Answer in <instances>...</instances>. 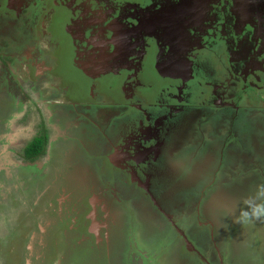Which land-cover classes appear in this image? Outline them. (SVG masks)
Listing matches in <instances>:
<instances>
[{"label":"rangeland","instance_id":"rangeland-1","mask_svg":"<svg viewBox=\"0 0 264 264\" xmlns=\"http://www.w3.org/2000/svg\"><path fill=\"white\" fill-rule=\"evenodd\" d=\"M31 1V5L37 2ZM72 1L64 2L65 7L70 8ZM232 1L246 20L239 21L235 10L230 11L233 26L223 27L221 35L220 31L214 34L225 42L220 51L211 45L205 46L206 51L190 49V37L182 41L184 49L169 45L157 54L153 48L146 74L150 80L143 83L144 87L152 86L150 92L136 86L139 79L127 84L121 79L128 72L125 60L132 46L126 40L129 30L115 18L109 24L103 16L91 13L89 26L82 29L89 46L71 54L69 50L65 56L66 64L74 63L78 72L98 55V75L100 69L111 70L112 61L113 67L124 71L120 75L105 74L93 88L84 86L85 78L80 75L68 73L72 81L68 78L59 60L58 51L65 48L60 43L55 45L58 65L53 66L54 60L37 29V12L29 11L19 21L18 31L10 33L14 44L0 48V264H232L229 257L233 241L241 244L231 245L232 260L264 264V0ZM1 3V16L18 13L17 1ZM153 6V1L144 5L148 15H152ZM173 6L180 14L177 5ZM184 6L186 14L191 11L190 16L192 11L207 13L199 5L180 4L182 10ZM72 8L66 9L65 19L70 18ZM182 17L180 14L179 21ZM249 17H255L256 24ZM180 23L186 26L187 20ZM200 23L207 29V22ZM10 24L0 21V32L8 31ZM161 25L163 33L168 31L165 20ZM64 29L69 30L67 26ZM109 33L117 45L110 48L109 55L115 51L116 56L111 60L108 55L104 60L101 39ZM42 68L45 72L36 79ZM201 83L206 86L204 91L209 88L204 94ZM195 84L201 87L192 90ZM63 86L66 92L61 91L58 98L50 97ZM151 95L152 100L145 101ZM90 106L94 109L92 117L86 111ZM136 106L143 110L141 114L135 112ZM153 106L155 111L160 106L169 109L161 114L149 113ZM105 126H109L106 139L111 141L114 156L124 162L131 157L137 164L133 168L136 176L125 164L115 169L108 166V148L102 135ZM72 127L73 131L68 130ZM42 130L47 136L44 155L23 160L22 147ZM97 166L117 182H105L94 169ZM141 175L154 203L147 196ZM92 178L98 185H109L115 198L109 195L113 201L118 200L114 205L123 206L126 217L136 207L146 211L150 203L153 211L140 212L145 224L133 218L132 225L127 220L125 225L114 211L103 217L105 221L99 219L96 210L89 209L90 200L85 208L78 195L80 184L93 182L95 186ZM73 185L77 190L68 193ZM117 189L121 196L116 195ZM54 190H62V215L74 214L79 217L77 224L68 225L71 221H66L53 228L49 225L54 220L53 212L61 206ZM224 202L230 205V219ZM156 205L165 214L163 219L155 218ZM46 214L50 217L41 227L40 217ZM234 223L242 228L238 240H233ZM194 229H198L199 239L194 236L192 243L203 260L195 258L194 253L186 256L182 248L186 235ZM79 232L85 239L71 241V251L64 237L73 233L78 236ZM249 250L255 256L249 257ZM45 257L50 258L44 262Z\"/></svg>","mask_w":264,"mask_h":264},{"label":"water","instance_id":"water-1","mask_svg":"<svg viewBox=\"0 0 264 264\" xmlns=\"http://www.w3.org/2000/svg\"><path fill=\"white\" fill-rule=\"evenodd\" d=\"M67 1H69V0H66V1L65 0H56V2L54 3L55 5L52 6L53 12L51 14L49 27H50V30L53 31L54 35L59 38L58 43L62 44L61 47H65L63 49L61 48L59 50L60 52L58 51L59 60L61 61L62 69L66 72L67 75H68V73H69V75L72 74L73 76L75 74H77L78 76L79 75L81 76V79L85 78V80H83V82H82L84 84V86H86V87L90 86L92 88L94 86V82H97L101 77H104L105 74L108 75V74H111L110 72H112V74L120 75V71H122V72H124V71L117 66L113 67L114 63L112 61L111 70L107 71V68L100 69L99 73L101 74V76L98 75L97 66H98V62L101 58L100 55L96 56L95 59L92 58L93 57L92 56L89 64L83 65L82 68L80 69V72H78L79 70H77L75 68L74 63L70 64V61H68V65L66 64L67 63L66 60H68V59L65 58V56L69 53V50H70V54H71L72 52H74L75 50H78L82 46H89V43H88L89 38H88V36H86V33H84V34L82 33V31H83L82 29H86L85 26H89L90 22H88L87 20H89L91 13H95L98 16L100 15L101 17L103 16L105 18V21L108 22L109 24L115 18L118 22H121L126 27L127 32L129 30L128 34L126 35V38H127L126 40L128 42H130L132 49H131L130 55L125 60L126 71L128 69V72H126V74L123 73L121 79L124 80V82L126 84L130 83L132 80L135 82L137 79H139L138 84L136 85L138 87L143 86V83L146 84L150 80L149 78H147L146 74H147V71H149V69H150L149 63H151L153 48H155L154 43L149 42L152 45L149 59H148V61H145V63H143V67L141 69L137 68L136 60L134 59V57L137 54V49H138V45H139L138 41L139 40L137 39V37H135L134 31L138 32V31H140V28L136 29L134 27L133 18H136L137 14L140 13L141 10H143L145 12V7H141L142 4L146 5L149 2L153 1L154 6H153V9L151 10L152 11L151 14L155 15L157 20L167 21L166 23H168L169 20L172 19V15H170V13L172 11V5L175 4V5H177V8L179 9L180 14H182L184 16V18L182 17L180 19V21L182 19H185V20H187V24H193L196 27H203L204 29H205V27H204L203 23H200V25H199V22H207L208 23L207 29H208L210 26L209 19H210L211 14H212L211 9L209 8V3H211L212 0H163L164 4L162 6L160 5V0H141V1H138L136 4H133L129 0H124L123 2L115 3L114 6L110 5V3L108 2L109 0H100V1L95 2V3L89 2L92 0H73L72 4L69 5L70 8H72L74 6V8H72L73 9L72 14H71L69 19H65L66 18L65 15L67 13L66 9H70V8L65 7L64 2L66 3ZM180 4H184V5L185 4L191 5L192 4V7L199 5L202 8L203 12L205 11L207 13L206 14L205 13L197 14V13H194L192 11V16H190L191 11L189 10V8H188L189 13L186 14L184 12L185 6H184V9L182 10L180 7ZM232 6H234L233 1H232ZM89 7L92 8V11H90V12L87 11L89 9ZM166 7H168L167 10L164 9ZM112 8L114 9V11H111ZM175 8L176 7L174 6V9ZM237 11L238 10L235 9L238 20L243 18L242 20L245 21L246 17H244L241 12L237 13ZM179 15H178V18H179ZM202 15H203V17H201ZM148 16H151V15H148ZM239 21H241V20H239ZM179 25L185 26L181 23H179ZM64 26H67L69 28V30H65ZM66 32H68V33H66ZM185 37L186 36L181 35L179 37L181 40L179 39L173 43L172 42L167 43L169 41H166V43H164L163 47L167 48L169 45H174L177 48L184 49L182 40H184ZM60 44H59V46H60ZM113 47L114 48L117 47L113 34L109 33L107 36H104V34H103L102 39H101V48L103 51L102 59H104V60L107 59V56L109 55V52H110V48H113ZM163 47H161V48H163ZM73 48H76V49L71 51V49H73ZM161 48H159V49L155 48L157 51V54H159L161 52V50H160ZM109 56H111V60L113 58H115V56H116L115 51L111 52V55H109ZM139 59H140V57H139ZM92 62L95 64H93ZM127 73H128V75H127ZM69 75H68V78H69ZM144 75H145V77H144ZM135 76H137V78ZM139 76L144 77V78H139ZM69 79L72 81L71 78H69ZM134 82H131V83H134ZM138 87H135V89H134L135 93L137 91L136 88H138ZM151 88H152V86L149 87L146 85V87H144V89H142L141 91L143 92L146 89H148V91H149V89H151ZM149 92H144V93H149ZM73 97L75 98V96H73ZM152 98H153V96L151 95V99H149L147 97L146 101L152 100ZM152 108L155 109V106L150 107L151 110H152ZM166 108L167 107H164V106L157 107L156 108L157 113H158V111L160 112V114L164 111L166 112V110H165ZM150 109H149V113H150ZM167 109H169V108H167ZM134 138H136V137H134ZM105 148H108L107 154H109L112 151L111 141L109 142V140H108L106 142ZM107 154L105 156L106 157L105 161L108 163V166H111V169H115L116 166H121V165L124 166L123 164H125V166L129 167L131 169V171L133 172V174L135 175L133 168H136L134 165H137V164L134 161L130 160V159H132L131 157H129V159H126L124 162L123 160H120L118 157L114 156L113 151L110 153V155H107ZM90 173L92 174L94 172L90 171ZM139 177H141L143 179L142 183L145 186V188L147 189V196L150 198V200H153V197H151L152 193L151 194L149 193L150 190H149L148 183L146 184L144 177L142 175ZM92 180H94V182L96 181L95 186L93 185V182H92V184H90V183H88V184L83 183L82 185L80 184V191H79L78 195L81 196V201H83L85 208L87 207L86 201L90 200L89 209H95L96 212L100 215L99 219H104L103 217H106L107 214H109L111 212L113 213L112 209L114 206V202L110 197H108L107 193L104 191V187L101 184L98 185L97 180H95L93 178H92ZM76 188L77 187L73 185L68 189L67 192L70 193L69 191L71 189H72V191H75V190H77ZM55 191L56 190H54V192ZM60 191H62V190H60ZM60 191L55 192L56 193L55 198L57 201L60 202L61 206L57 209L56 212H53V219L54 220H53V223L49 224L52 228L56 227L58 225H62V222H66V221H71V223H67L68 225H73V224L75 225L79 222V217H75L74 214L62 215V212L64 210L63 205H65V204H64V199L59 198V192ZM219 194H221V193H219ZM64 195H66L65 192H64ZM219 197H220V195L217 198H219ZM224 204H225V207H224L225 209L226 208L228 209L230 207V205L228 203L226 204L224 202ZM104 209H105V211H104ZM87 210H85V211H87ZM85 211H83V212H85ZM49 217L47 216V214L45 216H43V218L40 217L39 222L40 223L42 222V223L41 224L39 223V224L41 225V227L43 226V223L46 222L45 219L47 220V218H49ZM104 221H105V219H104ZM71 228L72 227H70V229ZM75 232H77V231H74V233ZM74 233L72 235H68V237H67L68 248H70L71 241L74 242V239L76 237H79L80 239H85L84 234L81 235L79 232L78 236H76V235H74ZM79 245H81V244H79ZM34 248L41 250V248H39L38 246H33L32 249H34ZM73 248H74V246H72L70 248V250L73 251Z\"/></svg>","mask_w":264,"mask_h":264},{"label":"trees","instance_id":"trees-1","mask_svg":"<svg viewBox=\"0 0 264 264\" xmlns=\"http://www.w3.org/2000/svg\"><path fill=\"white\" fill-rule=\"evenodd\" d=\"M98 1L100 0H92L89 2L95 3ZM123 1L124 0H109L108 2L110 3V5L114 6L115 3H119ZM129 1L132 2L133 4H136L138 1H141V0H129ZM51 2H52L51 8L49 9L50 18L53 12L52 6L55 5L54 3L56 2V0H51ZM163 4H164V1L160 0V5L162 6ZM173 5H172V11L170 15H172V19H175L174 20L175 24H172L171 22L172 19L169 20V22L166 23L168 31L164 33L162 32V29H161L162 28L161 21L157 20L155 15L148 16L143 10L140 9L141 12L137 14L136 18H133L134 27L136 29L140 28V31L138 32L134 31L135 37H137V39L139 40L137 54L134 57V59L136 60L137 68L141 69L143 67V63H145V61H148L149 59L151 48H152V45L149 42H153L154 47L156 49H159L164 46V43H166V41H169L167 43H170V42L173 43L179 40L180 39L179 37L183 35L186 37H190L192 39L191 41L188 42V43H191L190 49L200 48L202 51H206L205 46L207 45L214 46L215 49L221 45V36H219V39H216V37H214L216 36L214 35L216 32L220 31V35H221L222 33L221 30L223 27L225 29H229L233 26V22L231 23L229 21L231 19L230 11L235 10V7L232 6L231 0H212V2L209 3V8L211 9L212 14L209 19L210 26L208 29H204L203 27H196L193 24H186V26H180L179 25L180 22L178 18L179 13H177ZM141 7H144V5L142 4ZM167 8L168 7L164 9L167 10ZM111 11H114V9L112 8ZM48 25L50 26V19L48 21ZM182 41L184 42V40ZM185 46L186 44H183V47ZM201 86H199L198 84H195L194 87H191V89L195 90ZM137 89L138 88H136V90ZM204 89L205 88L203 86L201 89V94H204L206 92L204 91ZM136 93L138 92L136 91ZM140 95H142V93H140ZM138 99L142 101V98L138 97ZM135 108H137V111H135L136 113L141 114L143 112V110H140L138 106H136ZM150 112L155 113L157 111H155V109L152 108V110L150 109ZM193 113L197 117L199 116V112H197L195 108L193 109ZM184 128L185 127L183 126L182 130ZM46 143H47V136L45 134V131L42 130L31 141H29L24 147L23 149L24 158H26V160L32 161L40 156H43L45 153V149H46ZM227 190H229V188ZM263 221H264V218H263ZM246 234L248 236V233ZM238 243L241 244L240 242H235V241L232 242V244L236 246H239ZM183 250L184 252L186 251V249H183ZM185 255H187V253Z\"/></svg>","mask_w":264,"mask_h":264},{"label":"flooded vegetation","instance_id":"flooded-vegetation-1","mask_svg":"<svg viewBox=\"0 0 264 264\" xmlns=\"http://www.w3.org/2000/svg\"><path fill=\"white\" fill-rule=\"evenodd\" d=\"M3 0H0V3L2 2ZM15 1H17V5H18V13H15L16 15H14L13 17H11V16H8L7 14L6 15H4V16H1V13H0V21H2V23H4L5 21H7L8 20V23L9 22H11L12 24H10V28H9V30L7 31V30H5V31H2V32H0V48H3V47H10V44H14L13 43V40H11V32L13 31L14 33H16L17 31H18V29L17 28H19L18 27V24H19V21H22L24 18H26L27 16H28V12L30 11V13L31 14H33V13H35V12H37L38 13V23H39V25H38V27H37V29H38V32H39V34H41L42 35V40L44 41V42H46V52L49 54V55H51V58H52V60H54V65L53 66H57L58 64H57V61H58V56H57V53H56V48H57V46H55L58 42H59V38L58 37H56L55 35H54V33H53V31H51L50 30V27H49V25H48V21H49V19H50V14H49V9L51 8V0H37V2H35L33 5H31V3H32V1L31 0H15ZM2 4V3H1ZM249 19L251 20V22H254V24H256V18L254 17V18H252V17H249ZM249 29V27L246 29V33H247V30ZM222 45H225V42L224 41H222V43H221V45L220 46H218L217 48H216V50H218V51H220V49H221V46ZM257 49V48H256ZM46 63V62H45ZM31 68V67H30ZM29 68V69H30ZM45 72V69H43L42 68V70L38 73V75H37V77H36V79L39 77V76H41V74L42 73H44ZM52 77V76H51ZM61 78L62 77V79L64 78V76H53L52 78ZM203 83H201V85H202ZM193 86V85H192ZM203 86H204V84H203ZM64 87V86H63ZM206 87V86H205ZM204 87V88H205ZM209 89V88H208ZM208 89L206 90V91H208ZM55 90V89H54ZM61 91H63V92H66V90H65V87L64 88H61V90H59V89H57L56 91H54L53 93H50V97H52V98H58V94H60V92ZM139 94V93H138ZM135 98H137L138 99V97L136 96ZM136 99V100H137ZM139 101H140V99H138ZM146 101V100H145ZM93 106H90L88 109H86V111H87V113H88V115L89 116H91L92 117V112H94V109L92 108ZM95 108V107H94ZM221 111V110H220ZM102 111H100V113H101ZM113 114V113H112ZM111 114V115H112ZM112 119L114 118V117H111ZM112 122V121H111ZM110 126V125H109ZM109 126H105V128H104V131L102 132V135H103V133H104V140H103V142H104V144H106V142L108 141L106 138H107V135H108V127ZM74 127H75V125H74ZM74 127H72V128H69L68 130H71V131H73V129H74ZM134 133V132H133ZM107 140V141H106ZM26 146V145H25ZM24 146V147H25ZM46 146H47V143H46ZM24 147H22V151H21V156H22V158H23V160H25V161H27L26 160V158H24V155H23V149H24ZM103 151H105V148H104V150ZM105 153V152H104ZM168 156H170V155H168ZM167 155H166V158H168L169 159V157H168ZM40 157H42V156H40ZM40 157H38V158H40ZM38 158H36V159H38ZM35 159V160H36ZM160 159L162 160L161 162H163L162 163V165H165V161L162 159V157H160ZM101 163V162H100ZM100 163H99V165H100ZM94 169H97V173L99 174L100 173V175L102 176V178L104 179V181L106 182H117V181H114L113 180V178H112V176L110 177L109 176V174H108V172H106L105 174L106 175H103L102 173H101V171L103 172V168H100L99 166H97V167H95ZM163 179V178H162ZM102 180V179H101ZM103 181V180H102ZM107 185V186H106ZM104 189L106 190V192H107V195H108V197H110L111 198V196L110 195H112V192H111V190H110V187H109V185L107 184V183H104ZM115 186L116 187H118V184L116 183L115 184ZM160 188V190H162V188L161 187H159ZM108 190V191H107ZM116 192H117V194L116 195H120L121 196V194L119 193V190L117 189L116 190ZM110 194V195H109ZM112 196H114V195H112ZM113 198H115V196L113 197ZM112 199V198H111ZM115 201H113L114 203L115 202H117L118 200L117 199H114ZM122 201H124V202H126L127 200L126 199H123ZM245 201V200H244ZM144 202L145 203H147V202H149V200L147 199L146 201L144 200ZM152 202H153V200H152ZM130 204V203H129ZM216 204V203H215ZM132 205V204H131ZM133 207H135L136 205L134 204V205H132ZM215 206V205H214ZM214 206H213V208H214ZM136 210L133 212L132 211V213H130V215H127V217H126V215L124 214V212H123V206H119V205H114L113 206V211L121 218V221H125V225L127 224V222H126V220L128 221V223H130V225H132V221H133V218H134V220H135V218H136V220L140 223L141 222V224H142V226L145 224L144 222H143V220H142V217H141V213L140 212H142L143 210H141V211H139L138 210V208L136 207L135 208ZM147 210L146 211H143V213H146V212H151L150 210H152L153 208L150 206V203L148 204V207L146 208ZM225 209V208H224ZM227 208L225 209V211H226V217L228 218L229 217V219H230V216H229V213L227 212ZM153 211V210H152ZM224 211V210H223ZM21 212H23V211H21ZM154 213H155V215H156V217L155 218H159V220L162 218L163 219V216L165 217V214L162 212V210L160 209V207H158L157 205H156V212L154 211ZM130 221V222H129ZM144 223V224H143ZM128 225V224H127ZM206 225H207V223H206ZM232 225V227H233V229H234V231H235V233L233 234V240L235 239V238H237V240L239 239V234H240V232H241V230H242V228H240L239 229V227L238 226H236L235 225V223H234V225L233 224H231ZM136 226V225H135ZM208 226H211V227H213V224L212 223H209V225ZM237 227V228H236ZM241 227V226H240ZM175 228V227H174ZM126 229L128 230V226H126ZM239 229V230H238ZM134 230H135V228H134ZM198 229H194L193 231H191L188 235H186V241L184 240V243H185V246H182V248L184 247V249H186V253H187V255L188 254H190V253H194V255H195V258H197V257H200V258H198V259H200V260H203L202 258H201V256H199L200 254H199V250L193 245V243H192V238L194 237V236H198V234H197V231ZM250 232H248V239H249V242H250V234H249ZM192 234H194V235H192ZM126 236H127V234H126ZM125 236V238H123V240H124V243H125V245H128V236L126 237ZM189 236V237H188ZM180 237L181 238H184L182 235H180ZM63 237H61V239H62ZM198 239H199V236H198ZM64 242L65 243H67V238L66 237H64ZM183 242V241H182ZM197 242H198V240H197ZM231 245H233V244H230V259H229V261L232 263V264H240L241 262L239 261H234V260H232V256H231V251H232V249H231ZM182 248H181V250H182ZM55 250H57V248H55ZM178 253V252H177ZM185 253V254H186ZM219 254H220V251H219ZM50 255V252H47V254H46V256H49ZM182 255V254H181ZM186 255V256H187ZM248 255H249V257H253V256H255V253H254V251H252V250H249V253H248ZM216 256H218L217 254H216ZM229 256V255H228ZM47 258H50V257H45L44 259V262L46 261V259ZM174 258V257H173ZM172 259V258H171ZM170 260V259H169ZM168 260V261H169ZM190 262V261H189ZM188 262V263H189ZM201 262H203V261H201ZM234 262V263H233ZM187 263V264H188ZM226 263V262H225ZM193 264H195L194 262H193ZM251 264V263H250ZM253 264V263H252Z\"/></svg>","mask_w":264,"mask_h":264}]
</instances>
